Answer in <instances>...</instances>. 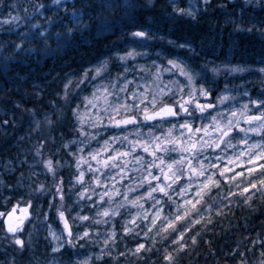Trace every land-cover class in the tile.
<instances>
[{"label": "trees", "instance_id": "1", "mask_svg": "<svg viewBox=\"0 0 264 264\" xmlns=\"http://www.w3.org/2000/svg\"><path fill=\"white\" fill-rule=\"evenodd\" d=\"M39 1L46 2L34 0ZM97 2L76 0V7L88 6L86 10L90 11ZM122 3L130 7L118 10L115 15L127 13L132 19L121 30L100 36L94 30L91 35L86 31L80 46L48 56L39 52L22 55L15 44L21 43L23 31L6 24L10 11L0 10V45H6V56L0 57V213L5 214L0 216V264H51L56 258L73 264L78 258L97 255L99 248L94 242L88 245L79 242L76 247L66 245L55 253L48 230V221L57 222L58 209L70 220L78 215L70 203L76 169L68 146L78 134L74 116L78 99L70 96L73 90L69 87L90 69L111 61L117 54L149 51L152 57L162 55L188 66L201 78L203 87L210 89L212 101L226 87L235 86L246 89L255 103L264 100V81L258 74V69L264 68V2L256 5L245 0L207 3L122 0ZM178 9H191L193 14H181ZM52 15V10L46 11L43 16L35 17L33 23L40 19L38 24L43 25L45 18ZM136 31L148 35L136 37L132 35ZM76 38H80L79 33ZM9 54L13 58L9 59L5 72L3 61ZM226 65L247 68L248 72L226 76L227 72L222 71ZM213 68L221 71L218 80L211 79L205 70ZM38 149L43 161H52L53 172L38 164ZM222 185L205 197L206 209L202 218L189 226L186 241L174 244L177 240L174 235H164L160 238L162 243L150 246L148 254L137 257L134 247L145 244V238L127 235L122 223L117 222L116 239L105 251L109 257L90 264H169L165 252L171 254V264H262L264 192L251 198L243 191L230 194L224 191L228 185ZM58 187L64 188L61 203ZM13 208L25 209L29 219L23 228H33L23 248L15 243L20 231L14 234L6 227L5 217ZM83 215L96 217L94 210ZM35 218L43 221L46 230L40 236H35ZM95 221L88 219L86 227L103 230ZM70 239L76 242L75 237Z\"/></svg>", "mask_w": 264, "mask_h": 264}, {"label": "rangeland", "instance_id": "2", "mask_svg": "<svg viewBox=\"0 0 264 264\" xmlns=\"http://www.w3.org/2000/svg\"><path fill=\"white\" fill-rule=\"evenodd\" d=\"M44 1H46L44 4L51 5V0ZM208 1L210 0H202V3H207ZM245 1L256 5L264 2V0ZM40 3L42 2H34V0H0V10L10 11L5 22L6 24H12L16 29L25 32L31 25L38 24L40 21L38 19L37 22L33 23V19L35 17L39 18L40 16L34 10L35 6ZM52 8L54 9L55 6L53 5ZM60 11L63 10L61 9ZM13 17H19V19H13ZM5 46V44L0 45V57L6 56ZM129 52H134L135 55L127 56L126 54L128 52L125 54H117L111 61L87 71L80 78L79 82H73L69 87L70 91L73 90L70 96L77 97L78 99L74 109L78 134L68 145L71 149L74 167L76 169V177L71 185L70 193L72 194L70 195V203L71 207L78 212V215L73 220L67 217L66 219L70 224L72 237H75L76 242L68 243V240L72 237L69 238L67 236L64 221L61 220L59 214L55 217L57 222L48 221L49 236L55 253L60 252L66 245L76 247L79 242H81V245H88L94 242V246H98L99 248L96 247L98 249L97 255L78 258L73 264H82L85 260L90 264L98 258H108L109 254H105V251L108 244H112L116 239L117 231L114 226L117 222L122 223L125 228L130 229V231H125L124 228V232L127 235L145 238L146 243L143 249L137 252V246L134 247L136 252L135 256L140 257L141 254L149 253L148 248L150 246L152 247L155 244L162 243L163 241H160V238L164 235L171 234V236L174 235L177 238L182 233V240L184 239L186 241L185 234L189 231V226L194 224L195 221H198L199 218H202V214L206 209V205L204 204L205 197L213 188L221 186L222 183L228 185V188L224 189V191H229L230 193L243 191L244 188H247L248 191L244 193L251 198L257 193L264 192V185L260 183L261 180H264V171L259 167H255L249 173L248 168L253 167V165L248 163L246 155H239L245 149V145L240 144L239 141L241 138H245V136L249 146L256 143H264V130L248 132L247 134L240 132V128H260L259 120L248 122L246 118L248 116L260 117L264 113V106H261V101L259 103L252 101L247 90L242 86L226 87L223 92L213 97L212 101L210 89L203 87L201 78L194 74L187 66L194 77L193 86L197 90L194 92L196 100L203 105L211 104V108L206 107L202 113L197 110L192 116L181 112L176 117H157L156 120L152 121H144L142 114L136 113L138 119L134 124L120 125L119 127L109 122V115H114L109 105L115 106L124 103L131 105L133 102V93L137 95L146 93L148 100H151L152 96L156 95L164 103L174 104V99H178V97L170 98L171 93L167 92V89H165V93L161 96L160 89L164 88L165 85H170L175 88L174 81H179L180 84H187L185 77L180 76L178 73L173 75L172 72L166 70L171 67L168 61L176 59L166 58L162 55L152 57L149 51ZM12 53L15 52L12 51ZM8 57L12 59L13 54H9ZM120 57H125V59L122 60ZM98 68L100 69L99 72H97ZM213 69L205 70L209 72L211 79L218 80L221 71L217 69V71L213 72ZM261 69L264 68L261 67L258 69V74L262 76L264 81V71H261ZM222 71L227 72L226 76L228 74L229 76H241L245 75L248 69L226 65L222 68ZM157 74H159V79H156ZM201 87L208 91L207 96L199 95L198 90ZM121 89H124V91H121ZM188 91L189 89L185 87V98H187ZM105 97L107 98L106 101ZM222 97H226V99H220ZM136 103L139 104V101L137 100ZM145 103H148V101L146 100ZM159 106L158 104L157 107ZM245 106H247L246 109ZM143 107L144 105H140V108ZM193 108H195V104L189 106V111L192 112ZM232 112H236L235 117L231 116ZM132 114V109H129L127 113L121 109V115L116 118L120 119L125 115ZM213 118H215V121ZM186 119L192 124L193 129L209 126L211 140L215 142H218L217 137L219 134L212 131L214 123L219 122L221 125H226L229 119L233 121L234 129L230 133L232 137L231 146L225 149V146L221 144L220 148H204L193 159V167L197 169L199 168V161H204L205 167H207L209 162L216 165V168H209L208 172L211 173L214 171L216 173L213 179L218 181V183L215 186L209 184L207 188L202 187L201 182L205 180V177L196 176L194 173L188 172V166L184 164L181 166L184 174L175 183H172V181H164L163 176L160 177V183L171 184V189L168 190L171 199L169 200L164 193L157 190L152 193V197H155L154 200L147 196L149 181L153 187L157 185L158 181L148 177V180L144 181L141 185V181L147 176V164L153 157L144 152L141 146L136 145L134 147V144L136 141H148L151 143L152 137L157 136L161 137L162 143L164 135L170 129L172 130V138L186 141L188 137L187 130L180 129V124H183ZM237 121H239V125L235 126ZM173 125H175L174 128ZM181 131L184 132L183 136H181ZM200 136H203L204 140L210 139L208 136H204L203 132L194 133L193 139ZM225 139H228V137ZM167 147H171V145ZM125 152L130 154L127 156L117 155V153ZM156 155L162 156L166 161L170 162L171 159H179L181 153L179 151H169L167 153L157 152ZM183 155L189 156L192 159L189 153H183ZM93 156L96 159H93ZM110 156L115 157L114 163L112 160H109ZM137 156L142 158L139 163L135 160ZM41 157L42 152L39 151L38 154L37 151L36 158L38 164L40 163L45 170H48L45 160L43 161ZM217 157L222 158L217 160ZM230 159L233 161L232 163H229ZM104 161H108L107 166L104 165ZM77 162H79V167H77ZM258 163H264V161ZM226 168L231 169V171H227ZM151 171L153 175H160L159 169H151ZM222 171L223 176L220 174ZM81 173H83V178L79 179ZM238 173L241 175H237ZM190 177L191 187H189ZM252 184H255L256 187H251ZM198 187L202 188L203 199H200V202L196 203V200L199 199L197 197ZM59 188L61 189L59 192L61 203V196L64 197V188ZM181 188H185L187 191L184 194H180ZM102 196L103 199H101ZM137 197H141V199L137 200ZM156 200L161 201L157 207L162 208L163 211L160 218L153 225L152 217L156 211L153 208V204ZM185 200L192 201L195 207L192 204H186ZM133 201L136 202L133 203ZM91 210L95 211L96 217L91 216L89 218L88 215L81 216V213L90 212ZM106 210L108 211L107 216L103 214ZM185 210H187V215H184ZM177 212L182 216L180 220H175V214ZM81 217L96 220L95 222L103 230L89 229L90 227H86V224L88 225V219H81ZM28 219V213L25 209H17L12 217H5L7 230L9 225H11L17 229L11 233L17 234L20 231L18 239L23 241V244H27L28 239L33 234L32 227L27 226L23 228ZM167 220L174 221L171 226L173 229H164L163 225L167 223ZM33 224L36 226L35 236H40L46 232L44 223L40 219L35 218ZM85 231L88 232L87 236H83ZM147 241L150 243L148 247ZM184 248L185 246L182 247V249ZM99 252L100 254H98ZM137 257L134 259H138ZM51 264L66 263L56 258L52 260Z\"/></svg>", "mask_w": 264, "mask_h": 264}, {"label": "snow or ice", "instance_id": "3", "mask_svg": "<svg viewBox=\"0 0 264 264\" xmlns=\"http://www.w3.org/2000/svg\"><path fill=\"white\" fill-rule=\"evenodd\" d=\"M175 3V0H173ZM69 3H71V8H69ZM55 6L53 9L52 6ZM88 6L85 7H76V0H51V5L40 3L37 6H35V12L41 16L44 15L46 11L52 10L53 15L45 18V24L39 25V24H33L31 27L21 33V43L15 44V48L20 50V53L24 56H29L34 53H41L44 56L53 55L57 52H62L65 49L70 48H76L80 46V43L82 40L85 39L84 32H89L91 35L92 31H95V34L97 36L103 35L106 32H114L117 30H121L126 22H130L132 17L129 16L127 13L124 16H116L115 13L118 12V10L130 7V5H127L125 3H122V0H98L96 6L92 8L90 11L86 10ZM63 10V15L60 14V10ZM178 11L181 14L186 15H192L191 9H178ZM108 13H112V15H109ZM13 19H19V17H13ZM77 33L80 34V38L77 39ZM132 35L136 37H146L148 34L144 31H136L132 33ZM24 44L29 45V47H23ZM39 45V48L32 47V45ZM55 45V47H53ZM185 45H181V47H184ZM190 47V46H189ZM127 56H133L135 55L134 52H128L126 54ZM10 57H4V65H5V72L7 71V64ZM120 59H125V57H120ZM168 64L171 66L170 68L166 69L169 72H172L173 75H176L177 73L185 77L187 84H180L179 81H174L175 88H173L170 85H165L164 88L160 89L161 96L165 93V89H167V92L171 93L170 98H176L174 99V104H168L164 103L162 100H159L156 95H153L151 100H148V96L146 93H140L137 95L136 93H133V102L131 105H128L127 103L120 104V105H109L111 108V112L114 114L109 115V122L114 124L115 126L119 127L120 125H128V124H134L138 116L136 113L142 114V118L144 121H152L156 120L157 117H176L179 115V113L183 112L189 116H192L195 111H200L201 113L205 111V108H211L212 105H203L200 104L196 100V96L194 95V92L197 90L193 86L194 77L191 74V72L188 70L187 66L181 62H177L176 60H169ZM100 69H97V72H99ZM217 71V69H213V72ZM261 71H264V69H261ZM156 79H159V74H157ZM67 87V86H66ZM187 87L189 89L187 93V98H185L184 94V88ZM107 91V90H105ZM121 91H124V89H121ZM147 91V90H146ZM199 95L201 96H207L208 91L201 87L199 90ZM220 99H226V97H222ZM107 98L105 97V101ZM139 101V104L136 103V101ZM148 101V103H145V101ZM160 105L157 107V105ZM195 104V108L192 109V112L189 111V106ZM140 105H144L143 108H140ZM261 106H264V101L261 102ZM247 106H245V109ZM121 109L124 110L125 113L129 111V109H132L133 114L132 115H125L120 119H117V116L121 115ZM107 110V109H106ZM232 117L236 116V112L231 113ZM264 113L260 117H254V116H248L246 119L248 122H251L252 120H259L260 121V128H254L249 127L247 129L240 128V132H243L247 134L248 132H258L261 130H264ZM215 121V118H213ZM6 123V122H5ZM37 126L39 127V121H36ZM239 125V121L236 122L235 126ZM175 125H173V128ZM181 130H187L188 137L187 140H180L176 138H172V130L170 129L169 132L164 135L163 142L161 143V137H152L151 143L148 141H136L134 144V147L136 145H139L143 148V151L148 153L153 157V159L148 162L147 164V176L143 178L141 181V185L144 181L148 180V177H151L152 180L158 181L157 185L153 187L151 185V182L149 181V191L147 193V196L151 197L155 200V197H152V193L159 190L161 193H164L165 196L168 197V199H171V196L169 195L168 190L171 189L170 183H160V177L163 176L164 181H172V183H175L177 180L180 179V176L184 174V171L182 169V165L187 164L188 172L194 173L196 176H203L205 177V180L201 182L202 187L207 188L209 184L215 186L218 181H215L213 177L216 175V173L213 171L211 173L208 172L209 168H216V165H213L211 162L208 163L207 167H205L204 161H199V168L193 167V159H195L199 154L200 151L207 147H215L220 148L221 144L225 146V149H227L229 146H231V139L230 133L233 132L234 125L233 121L231 119L228 120V123L226 125H221L219 122H215L212 126V131L218 133L217 140L218 142L211 140V132L209 131V126H202V127H196L193 129V126L189 121L186 119L183 124H180ZM203 132L204 136H208L209 140H204L203 136L196 137L193 139L194 133H200ZM151 135V133H150ZM184 135V132L181 131V136ZM228 137V139H225ZM125 139H127L125 137ZM107 144V142H105ZM240 144L245 145V149L240 152V156H247L248 163L252 164L253 167L248 168V172L251 173L255 167L261 168L262 171H264V163H258L260 161H264V143H256L251 146L248 145V140L245 136V138H241L239 141ZM168 145H171V147H167ZM39 154V149L37 150ZM169 151H179L181 153L179 159H171L170 162L166 161L162 156L156 155L157 152L161 153H167ZM183 153H189L192 157V159L189 158V156L183 155ZM130 153H117V155H123L127 156ZM222 157H217L216 159L219 160ZM93 159H96L95 156H93ZM239 159V157H237ZM109 160H112L113 163L115 161V157H109ZM135 160L139 163L141 162L142 158L137 156L135 157ZM233 161L230 159L229 163H232ZM99 163V161H98ZM105 166L108 165V161L103 162ZM46 167L49 171H54V167L51 160L45 161ZM77 167H79V162H77ZM151 169H159L160 175H153ZM227 171H231V169H227ZM98 171V169H97ZM123 171V169H122ZM221 176H223V171L220 173ZM237 175H241L238 173ZM83 178V173L80 174L79 179ZM234 178V177H233ZM260 183L264 185V180H261ZM189 187H191V177L189 182ZM251 187L255 188L256 185L252 184ZM57 191L60 192L61 189L58 187ZM187 191L185 188H181V193L184 194ZM248 189L244 188L243 192H247ZM231 194V193H230ZM82 195V194H81ZM107 195V193H105ZM197 197L199 199L196 200V203L200 202V199H203L202 195V188H197ZM127 198V197H125ZM61 199H63V196H61ZM103 199V196L101 197ZM141 199V197H137V200ZM136 201H133L135 203ZM161 201L156 200L153 204V208L156 209L153 217H152V223L155 225V221L160 218V215L163 211L162 208L157 207ZM186 204H192V201L185 200ZM193 207H195V204H192ZM142 207V205H140ZM16 211L15 208L12 209V212L7 213L8 217H12L13 213ZM58 214L61 218V220L64 221V227L65 230L68 232V237L70 238L72 236V232L69 228V225L67 223V220L65 219V215L63 211L58 210ZM105 216L108 215V211L106 210L103 213ZM5 215L4 213H0V216ZM184 215H187V210H185ZM182 218L181 214L177 212L175 214V220H180ZM81 219H88V217H81ZM147 219V217H145ZM174 223L173 220H167V223L163 225L164 229L171 227ZM17 229L13 226L9 225L8 231L9 232H15ZM125 231H130V229L125 228ZM147 234V233H145ZM88 232L85 231L83 233V236H87ZM183 234L181 233L177 240L173 241L174 244L178 243L182 240ZM83 238V237H80ZM16 244L23 246V241L17 239L15 241ZM68 243L71 244V239L68 240ZM107 243V241H106ZM145 247L144 244H138L136 251L139 252L141 249ZM180 247H183V244H180ZM264 255V253H262ZM165 260L171 264V254L168 253L165 255ZM82 264H88L87 260L82 262ZM264 264V262H262Z\"/></svg>", "mask_w": 264, "mask_h": 264}, {"label": "water", "instance_id": "4", "mask_svg": "<svg viewBox=\"0 0 264 264\" xmlns=\"http://www.w3.org/2000/svg\"><path fill=\"white\" fill-rule=\"evenodd\" d=\"M65 219H66V217H65ZM67 220V219H66ZM67 223H68V225H69V228H70V224H69V222H68V220H67ZM70 230H71V228H70ZM67 232V231H66ZM72 232V231H71ZM67 234H68V232H67Z\"/></svg>", "mask_w": 264, "mask_h": 264}]
</instances>
